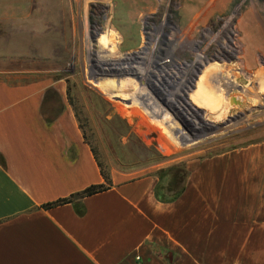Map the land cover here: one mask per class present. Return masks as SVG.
<instances>
[{
    "label": "rangeland",
    "instance_id": "rangeland-1",
    "mask_svg": "<svg viewBox=\"0 0 264 264\" xmlns=\"http://www.w3.org/2000/svg\"><path fill=\"white\" fill-rule=\"evenodd\" d=\"M119 6L0 0V78L67 86L102 167L133 176L157 169L170 196L191 163L222 165L232 155L239 165L240 153L264 152V0H150L137 15L132 4ZM114 8L118 23L109 22ZM250 11L259 15L255 34L246 22ZM115 24L126 29L116 37L127 39L100 49ZM231 41L239 48L233 55L225 49L234 47ZM245 50L254 52L261 76L241 63ZM252 90L256 101L247 95ZM249 110L259 116L221 133Z\"/></svg>",
    "mask_w": 264,
    "mask_h": 264
},
{
    "label": "crops",
    "instance_id": "crops-1",
    "mask_svg": "<svg viewBox=\"0 0 264 264\" xmlns=\"http://www.w3.org/2000/svg\"><path fill=\"white\" fill-rule=\"evenodd\" d=\"M240 154L191 163L173 196L115 167L79 196L105 178L67 86L0 78V264H264V152Z\"/></svg>",
    "mask_w": 264,
    "mask_h": 264
},
{
    "label": "bare ground",
    "instance_id": "bare-ground-1",
    "mask_svg": "<svg viewBox=\"0 0 264 264\" xmlns=\"http://www.w3.org/2000/svg\"><path fill=\"white\" fill-rule=\"evenodd\" d=\"M117 1V0H116ZM193 2V1H192ZM118 3H120V10H122V7L124 8V6L125 5H127V4H132V6L134 7V9L136 10L135 11V14L137 15L138 14V12H140L142 9H144V8H147V7H149L150 6V0H118ZM187 6V5H186ZM125 9V8H124ZM191 10V9H190ZM189 10V11H190ZM119 9H117V8H114V11H113V15H111V18H110V20H109V22H113V23H118L117 22V20L119 19ZM193 12V11H192ZM193 14V13H192ZM256 16H259V15H256V13L254 12V11H250V13H249V16H248V19L246 18V22H247V25L249 26V30L251 29V32H253L254 33V24H253V21H255V20H257V17ZM110 17V16H109ZM196 19V18H195ZM240 20H241V18H240ZM244 21H245V19H244ZM243 21V22H244ZM185 22V21H184ZM190 22H193V21H190ZM189 22V23H190ZM198 22V21H197ZM242 24V23H241ZM107 25H108V23H107ZM106 25V26H107ZM246 25V24H245ZM115 26L116 27H114L113 29V31H111L110 32V34H108V36H111L110 38H108V40H106V43L107 44H102L101 42H98L99 44H100V49H105L106 48V46L105 45H117L118 47H119V45H120V43L121 42H124L126 39H127V36H124V35H121L120 37H116V35L117 34H123L125 31H126V29L124 28V27H122L121 28V26H119L118 27V25H116L115 24ZM192 28V27H191ZM108 29H109V27H108ZM116 29V30H115ZM105 30H107V29H105ZM123 31V32H122ZM248 33H250V32H248ZM107 34H106V37H108L107 36ZM255 34V33H254ZM253 34H251L250 35V37L252 36ZM248 36H249V34H248ZM254 36V35H253ZM116 38V39H115ZM249 38V37H248ZM99 41H101V40H99ZM103 41V40H102ZM117 41V42H116ZM233 44H234V47H231V48H229L230 50H227L228 48L226 47L225 49H226V52L227 53H229V54H235L237 51H238V47H237V44L235 43V42H233V41H231ZM239 46V45H238ZM117 47V48H118ZM143 48V47H142ZM242 48V47H241ZM116 49V48H115ZM245 49V48H244ZM243 49V50H244ZM116 50H118V49H116ZM234 50V51H233ZM89 51H95V50H93L92 49V47L90 48V50ZM236 51V52H235ZM246 51V50H245ZM248 51H249V49H248ZM247 52V51H246ZM129 54L130 53H137L136 51H131V52H128ZM140 53V52H139ZM248 53V52H247ZM246 53V54H247ZM8 56V55H7ZM252 56V59L251 58H249V57H251ZM218 57H221V56H219L218 55ZM245 57H246V59L244 58V61H242L241 63L247 68V69H249V70H252V72L254 71V72H256V74L257 75H260L261 76V70H260V68L257 66L258 65V59L256 58V56H254V52L253 51H250V54L248 53V55H245ZM197 64V63H196ZM200 64V63H199ZM202 64V63H201ZM222 69V68H221ZM213 70V69H212ZM214 74V73H213ZM226 74V73H225ZM251 74V75H250ZM250 77L251 76H253L254 77V79H252V83H257L256 82V79H257V75L256 76H254L251 72H250ZM210 75V74H209ZM228 75V74H227ZM215 76V75H214ZM223 76V75H222ZM229 76V75H228ZM227 76V77H228ZM235 76V75H234ZM236 77H237V75H236ZM225 78V77H224ZM229 78V77H228ZM238 78V77H237ZM237 78H234V80L235 79H237ZM207 79V78H206ZM222 79V78H221ZM226 82V81H225ZM217 85V84H216ZM232 85H234L233 87L234 88H236V87H238L239 86V83H238V80L235 82V81H232ZM240 87V86H239ZM257 87V86H256ZM231 88V87H230ZM251 88V87H250ZM220 90V89H219ZM226 89H224V91H225ZM249 89H246V91H248ZM222 91V90H221ZM254 91L252 90V92L250 91L249 93H247V95H250L251 96V99H250V101H256V99L254 98V97H256L255 96V94L253 93ZM224 94V96H225V98H227V96L225 95V93H223ZM246 97V96H245ZM264 97V96H263ZM241 98V97H240ZM258 98V97H257ZM264 99V98H263ZM262 99V100H263ZM234 100H238V98H237V96H236V99H234ZM261 102H263V101H261ZM236 103V102H235ZM249 103V102H248ZM237 104V103H236ZM236 104H234L235 105V107H239V108H243V107H241V105H239V106H236ZM239 104V103H238ZM247 105V104H246ZM250 111V113H246V112H244V113H241V116H239V118H240V120L239 119H237V122H235V124H236V126H234V127H226V128H223L224 130H222L221 131V133L222 132H224L225 133V131H233V130H235L238 126H240L241 124H245V123H249L251 120H253V119H255L257 116H259V114L257 113V111H253V110H249ZM261 113V112H260Z\"/></svg>",
    "mask_w": 264,
    "mask_h": 264
},
{
    "label": "trees",
    "instance_id": "trees-1",
    "mask_svg": "<svg viewBox=\"0 0 264 264\" xmlns=\"http://www.w3.org/2000/svg\"><path fill=\"white\" fill-rule=\"evenodd\" d=\"M85 137H86V135H85ZM92 149H93L96 157L98 158L95 149L93 147H92ZM99 163H100V161H99ZM100 165H101V163H100ZM101 168H102V173H103V176L105 178V181L101 184L91 185V186L87 187L85 190H83L82 192L79 193V196H90V195L102 192V191L111 187L112 179H111L110 169H105L102 167V165H101ZM73 198H74V195L67 197V198L59 199L58 201L45 204L44 207L50 208V207H54L58 204L71 202L73 200ZM162 198H165V197L163 196Z\"/></svg>",
    "mask_w": 264,
    "mask_h": 264
}]
</instances>
